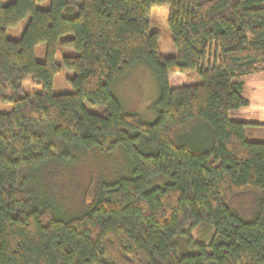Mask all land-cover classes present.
Instances as JSON below:
<instances>
[{"label":"trees","instance_id":"trees-1","mask_svg":"<svg viewBox=\"0 0 264 264\" xmlns=\"http://www.w3.org/2000/svg\"><path fill=\"white\" fill-rule=\"evenodd\" d=\"M43 1L0 0V264H264V142L229 117L249 105L242 79L264 71V0H80L73 16L67 0ZM163 4L167 58L149 20ZM66 34L73 90L55 94ZM137 64L155 77L152 120L116 95ZM193 71L198 83L169 86ZM28 76L39 91L24 92ZM88 152L119 155L123 168L63 204L62 183ZM202 223L206 242L191 238Z\"/></svg>","mask_w":264,"mask_h":264},{"label":"rangeland","instance_id":"rangeland-1","mask_svg":"<svg viewBox=\"0 0 264 264\" xmlns=\"http://www.w3.org/2000/svg\"><path fill=\"white\" fill-rule=\"evenodd\" d=\"M13 0H1L6 5ZM68 9L63 11L64 16H73L78 12L80 0H67ZM50 5V0H44L37 3L39 8L46 9ZM169 6L167 4L154 6L150 11V31L159 34V55L167 58L176 54L172 43V35L167 25ZM29 16H26L17 25L9 27L6 35L10 39H19L26 26ZM70 35L66 34L60 38L56 50V62L60 65L58 73L53 79V93H68L73 89L69 79L73 76V71L62 65V57L73 55L75 51L70 47L61 45V41L67 39ZM45 44L41 43L35 47V57L38 61L44 59ZM200 78L196 71L190 73H172L168 78L170 87L196 84ZM243 82V95L249 100L247 107L231 111L229 117L236 121L247 123L245 127L246 136L253 141L264 142V71L245 76ZM25 93L37 92L39 88L32 82L31 76H28L23 82ZM116 95L120 99L124 108L128 111L139 113L143 118L152 120L154 115L150 109L157 94V86L154 74L151 68L146 64H137L131 71L121 79L115 87ZM88 110L101 113L102 106H90L86 104ZM9 105L1 106L2 111H8ZM152 118V119H151ZM261 124V125H258ZM115 158L106 157L104 153L88 152L84 159L71 170L70 176L62 183L59 198L63 204L68 205L77 202L81 197L86 185L93 179H104L114 174H119L120 156ZM123 157L121 156V159ZM92 173V174H91ZM213 234L212 228L207 227L205 223L195 226L191 232V238L198 242L209 241Z\"/></svg>","mask_w":264,"mask_h":264}]
</instances>
